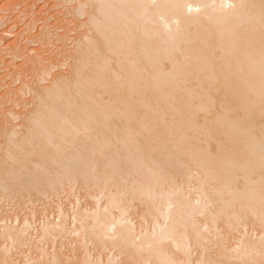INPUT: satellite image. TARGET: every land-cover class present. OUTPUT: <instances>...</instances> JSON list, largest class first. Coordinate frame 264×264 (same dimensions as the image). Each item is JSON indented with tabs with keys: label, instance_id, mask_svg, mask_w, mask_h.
Returning a JSON list of instances; mask_svg holds the SVG:
<instances>
[{
	"label": "bare ground",
	"instance_id": "bare-ground-1",
	"mask_svg": "<svg viewBox=\"0 0 264 264\" xmlns=\"http://www.w3.org/2000/svg\"><path fill=\"white\" fill-rule=\"evenodd\" d=\"M54 2L0 10V264H264V0Z\"/></svg>",
	"mask_w": 264,
	"mask_h": 264
},
{
	"label": "rangeland",
	"instance_id": "rangeland-1",
	"mask_svg": "<svg viewBox=\"0 0 264 264\" xmlns=\"http://www.w3.org/2000/svg\"><path fill=\"white\" fill-rule=\"evenodd\" d=\"M3 1H4V2H3ZM28 1H29V2H28ZM28 1H27V0H23V1H22V0H19V2H18V0H0V10H1V8H3V6H4V7H9V9H10L11 7H14V6L16 7V6H17V8H20V7H21L20 9H22V7H23L22 4H23V3H24V7H23V9H25V8H26L25 6H26L27 4H28L27 7L30 6L31 4H33L32 7L30 6L33 10H30V7H29V10L31 11L30 13H35L34 10L37 9V10H36V13H35L36 18H39L40 16L43 17V14L45 15L44 17L47 18V16H46L47 14H46L45 12H47L48 7H49L51 4L55 3L54 1H56V0H49L48 2H46V0H28ZM33 1H34V2H33ZM52 1H53V3H52ZM9 2H10V3H9ZM27 2H28V3H27ZM49 2H50L51 4H50ZM6 3H7V4H6ZM35 3L38 4V5H40L41 7H42V5H44V3L46 4L43 8H45L46 6H47V7H46L45 9H43V8L41 9L42 12H43V10H44L43 13H42V12L40 13V11L37 12L39 6H38V5L36 6ZM47 4H48V5L50 4V5L48 6ZM20 5H21V6H20ZM34 5H35V6H34ZM33 7H34L35 9H34ZM29 10H27V11H28L27 13H29ZM9 13H10V12H8V11H7V12H4V13H3V11H0V18H1V17H4V16H8ZM37 16H38V17H37ZM42 17H40V22H41V23L38 22L39 19H37V21H36V23L38 22L37 24L34 23V25H33V26H34V32H36V31L38 30V26H39V28H40V24H42V22H43V20H41ZM26 19H29V18H26ZM27 21H28V20H25V19H24V22H25V23H24L23 20H22V18H21L20 23L18 24V26H17V28L15 29V31H16V32L19 31V30L22 28V26H24V25L26 24ZM4 22H7V19H6V20L4 19ZM38 24H39V25H38ZM36 25H37V26H36ZM6 26H7V27H6ZM6 26L2 27V30H7V29H8V25H6ZM18 27H19V28H18ZM36 27H37V29H36ZM35 30H36V31H35Z\"/></svg>",
	"mask_w": 264,
	"mask_h": 264
}]
</instances>
